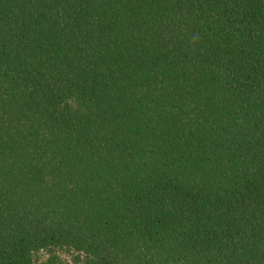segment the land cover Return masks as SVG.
<instances>
[{"label":"trees","instance_id":"obj_1","mask_svg":"<svg viewBox=\"0 0 264 264\" xmlns=\"http://www.w3.org/2000/svg\"><path fill=\"white\" fill-rule=\"evenodd\" d=\"M264 264V0H0V264Z\"/></svg>","mask_w":264,"mask_h":264},{"label":"rangeland","instance_id":"obj_2","mask_svg":"<svg viewBox=\"0 0 264 264\" xmlns=\"http://www.w3.org/2000/svg\"><path fill=\"white\" fill-rule=\"evenodd\" d=\"M50 254H47L46 252H40L33 255V261L34 264H43L45 260L48 258ZM53 255L56 256L60 261L67 263V264H74L73 258L74 254L70 252L69 250H59L53 252Z\"/></svg>","mask_w":264,"mask_h":264}]
</instances>
